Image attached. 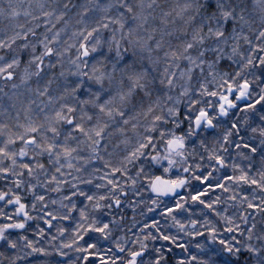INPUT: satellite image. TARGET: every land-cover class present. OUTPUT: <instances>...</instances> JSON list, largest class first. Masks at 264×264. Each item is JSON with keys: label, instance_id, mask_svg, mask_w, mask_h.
<instances>
[{"label": "snow or ice", "instance_id": "snow-or-ice-1", "mask_svg": "<svg viewBox=\"0 0 264 264\" xmlns=\"http://www.w3.org/2000/svg\"><path fill=\"white\" fill-rule=\"evenodd\" d=\"M0 264H264V0H0Z\"/></svg>", "mask_w": 264, "mask_h": 264}]
</instances>
